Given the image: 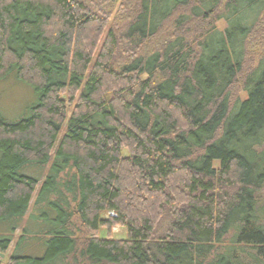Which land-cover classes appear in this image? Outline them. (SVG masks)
Returning a JSON list of instances; mask_svg holds the SVG:
<instances>
[{
	"label": "trees",
	"instance_id": "obj_1",
	"mask_svg": "<svg viewBox=\"0 0 264 264\" xmlns=\"http://www.w3.org/2000/svg\"><path fill=\"white\" fill-rule=\"evenodd\" d=\"M261 24L264 0H0V80L36 95L0 112L5 264H264Z\"/></svg>",
	"mask_w": 264,
	"mask_h": 264
},
{
	"label": "rangeland",
	"instance_id": "obj_2",
	"mask_svg": "<svg viewBox=\"0 0 264 264\" xmlns=\"http://www.w3.org/2000/svg\"><path fill=\"white\" fill-rule=\"evenodd\" d=\"M107 11H108V7H107ZM224 25L225 24L223 21L216 22V26L219 29H223ZM246 51L248 53V59L249 60L251 59L254 65V63H256L257 60L259 59L260 55L264 53V24H261L260 27L257 29V32H255L252 35V37H250V39L248 40L246 44ZM248 63L250 64L251 61H249ZM245 69H246V65H245ZM235 89H237V86H235ZM237 92L242 97V93L239 92L238 89ZM35 100H36V95L30 86L18 82L11 77H8L4 80H0V112L7 119L11 120L13 117L19 115ZM261 148H264V146L255 147L254 152L258 154ZM260 196L264 199L263 188L261 189ZM31 207H32V203L30 204L29 210L31 209ZM72 220L75 223V225L71 227L72 230H74V232L78 235L81 234V229L83 230V228L80 227L81 225L79 224L78 219L76 220L75 218H73ZM121 232L122 230L118 227H113L111 229V235L115 237L116 236L121 237L120 235ZM19 235H20V231L17 229L13 234V239L10 243L9 249L4 254L2 253V256H0L1 264H5V262L7 261L8 254L11 251ZM224 245L225 244L222 245L217 244L215 245V247L211 248L210 254L208 258H206L205 263H207L209 259L215 257L216 254L224 251ZM24 249L28 253H33L35 251L34 248L31 246V244H25Z\"/></svg>",
	"mask_w": 264,
	"mask_h": 264
},
{
	"label": "water",
	"instance_id": "obj_3",
	"mask_svg": "<svg viewBox=\"0 0 264 264\" xmlns=\"http://www.w3.org/2000/svg\"><path fill=\"white\" fill-rule=\"evenodd\" d=\"M0 256H2V254H0Z\"/></svg>",
	"mask_w": 264,
	"mask_h": 264
}]
</instances>
